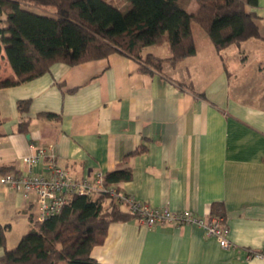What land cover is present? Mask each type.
<instances>
[{
  "label": "crops",
  "instance_id": "obj_1",
  "mask_svg": "<svg viewBox=\"0 0 264 264\" xmlns=\"http://www.w3.org/2000/svg\"><path fill=\"white\" fill-rule=\"evenodd\" d=\"M196 8L192 0L188 9ZM246 8L264 36V0ZM194 36L196 52L176 63L168 60L167 40L142 48L164 57V74L112 52L55 62L0 87V175L26 173L25 157L43 147L33 172L49 161L78 178L129 166L132 176L117 183L120 192L150 206L207 217L214 202L222 203L230 247L194 224L149 226L130 218L111 222L104 242L92 248L103 264H264V38L217 50L205 31ZM11 75L1 45L0 78ZM19 99L29 100L27 110L18 109ZM139 146L144 150L128 154ZM38 211L32 193L0 182L8 248L9 235L21 237Z\"/></svg>",
  "mask_w": 264,
  "mask_h": 264
},
{
  "label": "trees",
  "instance_id": "obj_2",
  "mask_svg": "<svg viewBox=\"0 0 264 264\" xmlns=\"http://www.w3.org/2000/svg\"><path fill=\"white\" fill-rule=\"evenodd\" d=\"M122 1L126 9L110 0H0V15L5 16L0 46L15 73L0 78V87L34 78L55 62L77 64L112 52L137 60L144 72L164 74V57L143 53L142 48L167 40L168 60L176 63L196 52L193 24L208 34L217 50L264 38L255 12L246 8L258 0H195V11L188 9L192 0ZM186 86L193 90L190 83ZM28 104V99L17 101L21 112ZM143 150L139 146L128 154ZM131 176L129 166L118 167L104 174L103 185L120 191L117 183ZM125 203L124 198L114 201L105 190L90 196L71 194L58 214L33 220L10 248L9 224H0V246L5 248L0 264H103L91 250L104 242L111 222L136 217L127 206L122 208ZM222 210V203L214 202L211 214L223 215Z\"/></svg>",
  "mask_w": 264,
  "mask_h": 264
},
{
  "label": "built area",
  "instance_id": "obj_3",
  "mask_svg": "<svg viewBox=\"0 0 264 264\" xmlns=\"http://www.w3.org/2000/svg\"><path fill=\"white\" fill-rule=\"evenodd\" d=\"M45 155V149L38 147L35 152L25 157L29 170L21 174H1L0 182L10 188L21 190L24 194L32 193L39 205L36 220H44L58 214L67 203L71 194L93 195L97 190H105L114 201L124 198L135 218L151 226L170 222L176 225L194 224L202 229L206 236L215 237L220 246L228 248L232 241L228 237L229 227L224 215L210 214L207 217L190 211H175L167 207H154L136 200L132 195H124L114 185L104 187V173L98 171L92 178L75 177L67 169L51 161L42 172H33L32 166ZM252 253H256L253 251Z\"/></svg>",
  "mask_w": 264,
  "mask_h": 264
},
{
  "label": "rangeland",
  "instance_id": "obj_4",
  "mask_svg": "<svg viewBox=\"0 0 264 264\" xmlns=\"http://www.w3.org/2000/svg\"><path fill=\"white\" fill-rule=\"evenodd\" d=\"M112 1L115 5L120 6L123 9H126L125 2L123 3L122 0H110ZM193 31L196 32V34H199V30H201L197 25L193 24ZM198 27V28H197ZM20 235L18 236L17 232L14 231L11 235L8 237V241L10 244L16 245L17 242L19 241Z\"/></svg>",
  "mask_w": 264,
  "mask_h": 264
}]
</instances>
